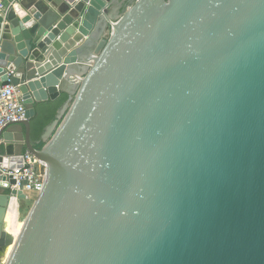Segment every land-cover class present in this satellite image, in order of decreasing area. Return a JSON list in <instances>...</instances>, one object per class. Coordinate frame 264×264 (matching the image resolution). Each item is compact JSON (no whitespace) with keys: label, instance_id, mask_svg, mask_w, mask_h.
I'll list each match as a JSON object with an SVG mask.
<instances>
[{"label":"water","instance_id":"water-1","mask_svg":"<svg viewBox=\"0 0 264 264\" xmlns=\"http://www.w3.org/2000/svg\"><path fill=\"white\" fill-rule=\"evenodd\" d=\"M13 1L0 81L26 119L0 169L28 150L45 180L5 264H264V0Z\"/></svg>","mask_w":264,"mask_h":264},{"label":"built area","instance_id":"built-area-1","mask_svg":"<svg viewBox=\"0 0 264 264\" xmlns=\"http://www.w3.org/2000/svg\"><path fill=\"white\" fill-rule=\"evenodd\" d=\"M14 4L12 0H0V14L5 13ZM26 109L22 102V94L16 85H3L0 81V130L10 123L26 119ZM7 169H0V177L15 184H8L9 190H21L27 198H35L41 191L45 180V167L34 154L25 150L20 156L9 161Z\"/></svg>","mask_w":264,"mask_h":264},{"label":"trees","instance_id":"trees-1","mask_svg":"<svg viewBox=\"0 0 264 264\" xmlns=\"http://www.w3.org/2000/svg\"><path fill=\"white\" fill-rule=\"evenodd\" d=\"M66 93L55 100H46L35 105V116L31 119L30 137L36 148L43 145L41 136L46 128L56 118L58 109L67 100Z\"/></svg>","mask_w":264,"mask_h":264},{"label":"bare ground","instance_id":"bare-ground-1","mask_svg":"<svg viewBox=\"0 0 264 264\" xmlns=\"http://www.w3.org/2000/svg\"><path fill=\"white\" fill-rule=\"evenodd\" d=\"M50 129L48 130V134L52 130V129L51 130ZM15 200H17L16 197H12L10 199L9 205L5 209L4 214L2 216L3 221L6 223L4 225L5 226V230L8 231L13 236V241L6 247V249H8V252H9L6 261L11 256V254L13 253V250L16 247L17 242H18V240L20 238L21 231L23 230L24 225H25V221H26V219H24L20 230L14 228V221H15V219L17 217V206H16Z\"/></svg>","mask_w":264,"mask_h":264},{"label":"rangeland","instance_id":"rangeland-1","mask_svg":"<svg viewBox=\"0 0 264 264\" xmlns=\"http://www.w3.org/2000/svg\"><path fill=\"white\" fill-rule=\"evenodd\" d=\"M58 120H59V122L61 121V119H58ZM54 129H52L50 135L53 134ZM34 200H35V197H32V195H30L26 199L15 200L16 206H17V217L14 221V228L15 229L20 230V228L23 224V221H24L25 217L27 216ZM8 254H9L8 249H5L3 252L0 251V264H5L6 259L8 257Z\"/></svg>","mask_w":264,"mask_h":264},{"label":"crops","instance_id":"crops-1","mask_svg":"<svg viewBox=\"0 0 264 264\" xmlns=\"http://www.w3.org/2000/svg\"><path fill=\"white\" fill-rule=\"evenodd\" d=\"M51 130V129H50ZM34 197V196H33Z\"/></svg>","mask_w":264,"mask_h":264}]
</instances>
